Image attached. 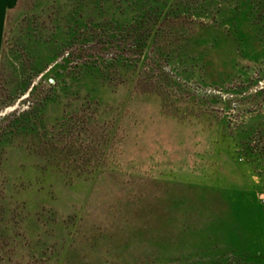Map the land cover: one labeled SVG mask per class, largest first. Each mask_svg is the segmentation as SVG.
Wrapping results in <instances>:
<instances>
[{
  "label": "rangeland",
  "instance_id": "1",
  "mask_svg": "<svg viewBox=\"0 0 264 264\" xmlns=\"http://www.w3.org/2000/svg\"><path fill=\"white\" fill-rule=\"evenodd\" d=\"M33 1L0 28V264H264V0L161 7L146 48L187 87L107 58L34 103L69 38L32 55ZM98 25L104 44L128 26Z\"/></svg>",
  "mask_w": 264,
  "mask_h": 264
},
{
  "label": "trees",
  "instance_id": "2",
  "mask_svg": "<svg viewBox=\"0 0 264 264\" xmlns=\"http://www.w3.org/2000/svg\"><path fill=\"white\" fill-rule=\"evenodd\" d=\"M22 2L23 0H19L17 7H20ZM211 3H214L213 0H209L207 5L202 2L200 6L207 7ZM195 4L192 0H37V3L32 5V15H36L39 20L38 35L37 30L32 29V55L37 53L36 56L40 57L38 60H42L44 56H50L51 41L53 44L54 39L57 38L69 39L63 53L59 56L61 58L54 56L53 61L46 62L45 65L43 63L44 66L41 69L43 75L39 79H37L38 70L34 71L32 89L28 94V99H32L33 103L37 102L39 87L57 85L65 77L67 70L80 67L84 62L107 58L114 62L123 58H142V62L154 65L172 83L187 87L170 70L169 62L164 60L162 54H165L167 45H159L154 49L155 51H152V48H146V43L153 33L164 26L161 23L157 25L161 7H191ZM217 4L226 3L222 1ZM99 5L103 7H96ZM17 7H13L6 13L4 38L7 32L6 23L9 12L16 10ZM105 17L118 21V23L122 21L128 25L121 30L122 36L115 43L104 44L98 41L99 20ZM176 19L181 22L184 20L179 16L173 18V20ZM194 27L200 29L210 27V25L197 23ZM3 40L0 50V76L6 58ZM46 77L52 78L53 81L46 80ZM192 90L196 91L193 88ZM199 91L197 89L195 92L196 96L204 95L205 99L210 97L206 94L207 91ZM32 106L35 107V105ZM17 113L18 110L15 109L8 117H14ZM29 113L27 109L22 111L21 115L25 116ZM262 154L264 152L258 157L263 156Z\"/></svg>",
  "mask_w": 264,
  "mask_h": 264
},
{
  "label": "crops",
  "instance_id": "3",
  "mask_svg": "<svg viewBox=\"0 0 264 264\" xmlns=\"http://www.w3.org/2000/svg\"><path fill=\"white\" fill-rule=\"evenodd\" d=\"M18 1L19 0H0V12H2L0 15V28L3 27V33H4V26H5V19H6V14H4L6 9H4V7H17ZM3 33H2V37H3ZM1 39L2 38H0V40ZM0 50H1V46H0Z\"/></svg>",
  "mask_w": 264,
  "mask_h": 264
},
{
  "label": "built area",
  "instance_id": "4",
  "mask_svg": "<svg viewBox=\"0 0 264 264\" xmlns=\"http://www.w3.org/2000/svg\"><path fill=\"white\" fill-rule=\"evenodd\" d=\"M261 201H262V203L264 204V198H263Z\"/></svg>",
  "mask_w": 264,
  "mask_h": 264
}]
</instances>
